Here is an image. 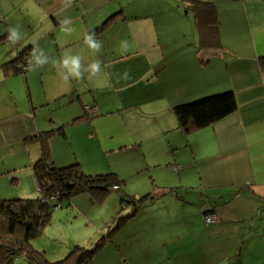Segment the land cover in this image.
Listing matches in <instances>:
<instances>
[{
    "label": "crops",
    "instance_id": "1",
    "mask_svg": "<svg viewBox=\"0 0 264 264\" xmlns=\"http://www.w3.org/2000/svg\"><path fill=\"white\" fill-rule=\"evenodd\" d=\"M207 1L218 9L217 50L200 47L194 21L182 18V0H0V82L23 73L29 96L21 109L15 98L12 106L0 102V197L23 196L6 190L7 172L31 174L35 184L27 148L15 158L16 149L6 147L51 123L63 125L65 135L47 141L57 165L78 161L92 174L110 167L125 183L149 173L158 194L151 204L171 206L161 214L177 224L185 205L192 207L186 211L200 224L192 228L215 236L209 243L217 253L210 256L264 264V0ZM25 55L34 64L17 72L12 61ZM226 89L235 93V111L190 133L178 128L176 104ZM86 105L96 106V114L86 113ZM38 107L47 110L39 116ZM31 141L41 152L39 139ZM211 206L218 219L206 224L203 212ZM162 240L158 264L178 263L191 247L178 228ZM111 243L130 264L124 245ZM148 259L144 264L153 263Z\"/></svg>",
    "mask_w": 264,
    "mask_h": 264
},
{
    "label": "trees",
    "instance_id": "2",
    "mask_svg": "<svg viewBox=\"0 0 264 264\" xmlns=\"http://www.w3.org/2000/svg\"><path fill=\"white\" fill-rule=\"evenodd\" d=\"M182 1L185 3V12L191 13L198 30L200 47L215 50L220 48L222 45L218 9L215 2L207 0ZM114 15L105 19L94 29V32H99L107 26ZM20 58L14 59L12 63L15 64ZM10 62L4 63V66ZM15 68L19 72L16 66ZM236 108L237 100L234 91L226 89L178 103L174 106V113L177 117L178 128L184 133H190L221 120ZM96 112L89 115H94ZM54 134L65 135L63 125L44 130L32 137L39 139L41 149L40 157L31 164L37 185L36 195L24 198L21 196L0 197V247L8 259L7 264H11L13 257L19 254L23 259L18 261V264H90L98 248L115 241L114 234L127 219L138 213L140 205L147 200L152 201L158 196L151 192L136 196L127 193L122 187L125 181L113 170L92 174L84 172L78 161L64 166L57 165L52 160L47 145L48 138ZM114 190H117L115 192H117L121 206L114 217L115 225L93 248L76 245L62 259L49 260L43 251H39L32 245L31 241L37 238L50 222L51 208L55 201L59 204L63 200L69 203L74 195L87 192L92 199L102 202ZM125 202L132 203L134 206H126ZM215 211L213 206L205 209L203 219L205 215L215 214Z\"/></svg>",
    "mask_w": 264,
    "mask_h": 264
},
{
    "label": "rangeland",
    "instance_id": "3",
    "mask_svg": "<svg viewBox=\"0 0 264 264\" xmlns=\"http://www.w3.org/2000/svg\"><path fill=\"white\" fill-rule=\"evenodd\" d=\"M174 4L176 5V3ZM179 7L181 14L183 13L184 15H182V18L189 20L194 26L191 13L187 12L188 17H186L185 5L180 3ZM172 10L173 15H171V18L176 14V10ZM18 74L19 79H11L13 80V83H4L5 81L0 82V102H5L12 106L15 98L19 109H21L28 105L29 96L23 79V73ZM8 86L12 87L13 93H10ZM31 87L34 90L37 89V81H35ZM46 110V107H38L36 109L39 116L41 112H45ZM54 127L55 124L51 123L49 128L46 129H54ZM32 137L33 136L30 135L27 137L24 136L21 138L22 140L20 142L18 141L7 146V149L5 150L9 152L8 150H10V148H15L16 151L13 153V157L17 158L16 154L18 153L19 148H24L25 146L27 148L24 152L25 157L30 158L32 155L33 161H36L40 157L41 152L38 151V154H36V149L38 150L39 147L38 144L32 143ZM108 168L110 167L104 168L100 172L109 171ZM123 171L126 172L125 169H123ZM25 173L26 172H22L18 175H13L7 172L6 180L9 184H7L6 190L11 193V187L15 188L16 194L21 193L23 195L21 198L35 196L37 193L36 186L33 180L28 177L31 174L26 175ZM23 176L26 177V180H23ZM17 177L19 178V184L18 180L16 181ZM132 177L131 180L122 185L127 193H136L140 195L148 192L153 193V190H156V186L149 178V173H146V175L135 173ZM18 185L19 191L17 190ZM175 189L177 188H174L173 190L175 191ZM115 191L117 190L111 192L102 202L92 199L91 195L87 192H80L74 195L69 203L65 200L60 204L55 201V204H53V207L51 208L52 213L50 222L43 228L41 234L31 241L32 245L39 251H43L46 258L49 260L62 259L76 245L85 248H93L95 244H97L101 238L103 239V236L108 233V230L115 225L114 217L117 215L121 207L119 197ZM178 193H187V190L186 188H178ZM8 196L10 195H7L6 197ZM187 196L189 197L191 195ZM56 204H58V206H56ZM124 204L126 206L131 205V207L134 206L132 203L125 202ZM152 206L156 209L153 213H149ZM140 207L138 213L127 219L113 236L115 241H118L120 245H124V251L127 254L128 262L130 264H144L149 261L148 258L152 259L153 263L151 264H158L156 261L161 259V256L164 254V240H162V237H164V234H167V237H169L171 231L175 228L180 229L183 234L184 244L191 246L189 248L190 250H187L185 247L187 254H185L183 258H180V261L175 264L235 263L233 262L236 260L235 254H233L230 260L229 258L221 260L218 256L214 259V257L210 256L217 253H215L214 248L211 247L212 243H209L210 239L215 238V236H209L202 231L193 229L199 227L200 224L195 219V212L186 211V208L192 209V207L185 205L184 213L181 215L179 212L178 218L181 215L183 217V222L180 223V221H178V224L174 220L171 221V216H169L168 213L161 214L162 210L170 212L171 206L169 205H165L159 201L154 204H151V201H145ZM262 214H264V212H260L259 216H262ZM151 218H153V223L150 222ZM256 219H258V217H256ZM180 224L182 225L180 226ZM113 245L114 243L110 242V245L99 247L90 264H124L121 262L123 259L113 250ZM146 247L148 249L144 250ZM206 248L207 251L210 252L209 254L204 252ZM4 254V250L0 247V264L4 261ZM22 259V255H15L10 263L13 262V264H18V261H21ZM7 261L5 259V264ZM251 263L252 261L250 260L246 262V264ZM162 264L169 263L166 261Z\"/></svg>",
    "mask_w": 264,
    "mask_h": 264
},
{
    "label": "built area",
    "instance_id": "4",
    "mask_svg": "<svg viewBox=\"0 0 264 264\" xmlns=\"http://www.w3.org/2000/svg\"><path fill=\"white\" fill-rule=\"evenodd\" d=\"M34 64V59L31 55H25L23 57H21L19 60L16 61L15 66L19 69V70H27L29 68H31ZM84 110L89 113H95L97 111L96 106H90V105H86L84 106ZM35 186L37 188L36 182H35ZM217 215L216 214H208L204 216V222L206 224L212 223L217 221Z\"/></svg>",
    "mask_w": 264,
    "mask_h": 264
},
{
    "label": "clouds",
    "instance_id": "5",
    "mask_svg": "<svg viewBox=\"0 0 264 264\" xmlns=\"http://www.w3.org/2000/svg\"><path fill=\"white\" fill-rule=\"evenodd\" d=\"M10 31H11V39H15L16 38V31H17V29H11ZM73 63L75 64L76 61H73Z\"/></svg>",
    "mask_w": 264,
    "mask_h": 264
}]
</instances>
